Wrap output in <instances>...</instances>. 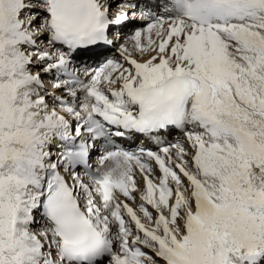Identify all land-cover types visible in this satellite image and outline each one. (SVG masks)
<instances>
[{
  "label": "snow or ice",
  "instance_id": "6c2138e0",
  "mask_svg": "<svg viewBox=\"0 0 264 264\" xmlns=\"http://www.w3.org/2000/svg\"><path fill=\"white\" fill-rule=\"evenodd\" d=\"M0 264H264V0H0Z\"/></svg>",
  "mask_w": 264,
  "mask_h": 264
},
{
  "label": "bare ground",
  "instance_id": "6f19581e",
  "mask_svg": "<svg viewBox=\"0 0 264 264\" xmlns=\"http://www.w3.org/2000/svg\"><path fill=\"white\" fill-rule=\"evenodd\" d=\"M114 7H115V5H114ZM110 54V53H109ZM91 61V60H90ZM89 61V63L91 64V62ZM173 137H179V133L178 132H175V133H173V135L171 136V137H169V139L170 138H173Z\"/></svg>",
  "mask_w": 264,
  "mask_h": 264
}]
</instances>
